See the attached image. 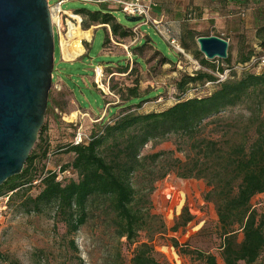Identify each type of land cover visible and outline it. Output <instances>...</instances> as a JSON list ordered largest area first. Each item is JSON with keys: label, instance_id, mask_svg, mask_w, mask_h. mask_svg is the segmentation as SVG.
Instances as JSON below:
<instances>
[{"label": "trees", "instance_id": "1", "mask_svg": "<svg viewBox=\"0 0 264 264\" xmlns=\"http://www.w3.org/2000/svg\"><path fill=\"white\" fill-rule=\"evenodd\" d=\"M114 11L105 7L94 10L82 7L65 16L78 31L101 25L106 31L105 53L111 41L129 44L135 37L133 29L124 26ZM203 35L210 34L187 30L181 40L175 39L201 66L212 71L201 68L181 74L175 81L180 93L177 101L160 111L139 110L151 92H142L138 75L140 70H148L147 61L156 59V64L161 66L175 62L157 49L150 37L129 46L135 65H129L128 60L124 65L116 63V73L136 74L133 86L127 88L125 102L129 104L120 112L113 107L111 118L95 124L86 142L74 144L73 140L65 149L74 153V158L62 169H72L77 178L59 181L57 172L45 171L50 147L45 136L47 127L43 126L21 173L0 185V195L12 192L7 208L27 213L50 209L65 225L66 234L74 236L94 210L101 207L110 216L116 237L119 240L124 238L127 245L133 246L127 264H166L155 255L150 239H139L148 220L134 181L136 175L163 164L160 178L174 171L180 178H194L205 183L208 190L203 198L214 205L221 230L220 259L204 250L183 249L185 252L195 253L194 260L197 258L202 264H264V216L252 203L256 196L264 195V65L246 67L254 58L264 54V25H259L256 30L257 45L263 50L248 46L244 40L236 55L237 61L232 62V53L228 50V57L221 61V65L204 57L196 46L197 38ZM83 44L89 45L87 41ZM147 48L154 51L152 57L145 60ZM234 66L245 68L232 69L223 81H218L215 70L223 74ZM102 71L95 72L97 78ZM209 82L211 89L207 94L188 96L190 87H203ZM59 106L60 101L51 90L47 112ZM238 106L249 111L247 129L241 133L240 141L222 145L202 133L211 119ZM172 136L185 137L192 143L193 150L186 161L174 157L173 151L143 153L149 143ZM40 178L39 191L33 195L30 193L36 185L33 182ZM193 218L191 209L185 205L171 229L176 231ZM171 239L175 248L183 247L176 238ZM71 244L77 251L74 239ZM78 264L84 262L79 259Z\"/></svg>", "mask_w": 264, "mask_h": 264}, {"label": "rangeland", "instance_id": "2", "mask_svg": "<svg viewBox=\"0 0 264 264\" xmlns=\"http://www.w3.org/2000/svg\"><path fill=\"white\" fill-rule=\"evenodd\" d=\"M54 2L50 0L51 4ZM82 7L97 9L96 4L81 0H69L62 4V9L69 11ZM116 9L115 16L122 24L133 27L142 23L141 20L129 21L126 13L119 7ZM52 14L54 16V10ZM259 16L260 25H264V12L259 13ZM53 21L55 52L51 90L61 106L46 111L43 126L47 127L45 136L50 147L45 171L57 172L73 160L74 153L66 152L65 149L74 140L78 130L83 129L90 135L95 124L111 118L113 107L120 112L121 108L129 104L125 102L127 88L133 86L136 74L126 76L116 73V63L124 65L128 60L129 65H135L129 46L137 42L116 44L111 41L105 54L103 45L106 31L97 28L101 25L86 31H78L71 26L68 31L62 30V26ZM141 31L148 32L156 48L175 62L161 66L154 59L149 63L147 61V71L139 68L140 88L142 92H151L139 110L160 111L177 101L180 93L175 81L181 74L193 73L201 68L212 69L201 66L193 54L181 45L183 52L176 50L153 26L142 24ZM82 39L89 45L84 46ZM246 43L263 50L258 47L256 38L251 37L250 42ZM196 46L199 48L197 40ZM153 51V48H147L143 58L147 60L152 57ZM229 51L232 53V62H236L235 46L231 45ZM212 60L216 65H221L224 59ZM100 70L104 72L98 74L97 78L95 72L100 73ZM215 74H219L218 71L215 70ZM210 89V86L190 87L188 96H202ZM132 107L136 109L134 105ZM248 115L249 111L244 106L227 109L211 119L202 133L217 139L222 145L240 141L241 133L247 129ZM192 150V143L187 138L172 136L149 143L143 153L173 151L174 157L186 161ZM163 168V164L156 165L134 177L148 220V226L140 233L139 239H150L155 255L166 264H202L197 258L194 260L195 253H187L183 249L208 251L220 259L221 230L214 205L203 198L208 190L205 183L199 179L180 178L174 171L160 178ZM65 170L70 172L65 173L63 181L77 178L75 171L70 168ZM37 185L30 190L31 194L38 193ZM252 203L264 216V195L256 196ZM185 205L191 209L194 218L188 225L173 231L171 228L179 220ZM52 212L46 209L42 213H27L7 208L0 227V264H78L79 259L84 264L128 263L133 246L127 245L124 238L119 240L116 237L111 218L101 207L94 210L88 222L74 236L66 234L65 225ZM172 237L183 247L175 248ZM73 239L77 251L71 244Z\"/></svg>", "mask_w": 264, "mask_h": 264}, {"label": "water", "instance_id": "3", "mask_svg": "<svg viewBox=\"0 0 264 264\" xmlns=\"http://www.w3.org/2000/svg\"><path fill=\"white\" fill-rule=\"evenodd\" d=\"M197 43L209 60L228 57L229 41L221 36H199ZM54 52L48 0H0V185L21 173L38 140L53 82Z\"/></svg>", "mask_w": 264, "mask_h": 264}, {"label": "crops", "instance_id": "4", "mask_svg": "<svg viewBox=\"0 0 264 264\" xmlns=\"http://www.w3.org/2000/svg\"><path fill=\"white\" fill-rule=\"evenodd\" d=\"M151 1L144 0L145 3ZM155 2L157 6L151 9V15L162 21L163 31L169 38L181 40L187 30L223 36L229 41V45L235 46L236 55L244 40L249 43L251 37L256 38V30L261 22L259 13L264 12V0H155ZM96 5L97 9L118 8L112 3ZM100 27L102 26L97 28ZM141 33L144 35L137 42L150 37L148 32Z\"/></svg>", "mask_w": 264, "mask_h": 264}, {"label": "built area", "instance_id": "5", "mask_svg": "<svg viewBox=\"0 0 264 264\" xmlns=\"http://www.w3.org/2000/svg\"><path fill=\"white\" fill-rule=\"evenodd\" d=\"M69 0H55L53 4L48 0V5L51 10V13L54 10V16L52 14V20H55L59 26H62V30L67 29L69 31L70 27L73 26L71 20L67 19L65 14H69V12H65L61 9V5ZM84 2H93L96 4H105L112 3L117 5L120 10H122L126 15L129 16H138L141 19L142 23L136 24L132 29L135 34L133 39V43L137 42L140 37L144 34L141 33V25H152L159 34H161L176 50L183 52L179 42L175 38H169L167 34L164 33L163 28L161 26L162 21L156 18H153L151 15V9L157 6L155 0H152L150 3H145L144 0H81ZM244 14V13H243ZM54 17V19H53ZM54 22V21H53ZM258 66L261 67L264 65V54L260 57L254 58L246 67L250 66ZM245 67L234 66L233 68L226 69L223 74H217L218 81H223L229 74L232 69L242 70ZM217 81V82H218ZM210 85V82L206 84V86ZM89 139V135L85 133L83 129H80L76 132L74 136V144H82ZM55 172V171H54ZM70 170H59L57 171V180L63 181L65 173H69ZM42 178L33 182V184L40 183ZM12 192L5 193L0 195V227L4 220V214L6 213L9 197Z\"/></svg>", "mask_w": 264, "mask_h": 264}]
</instances>
